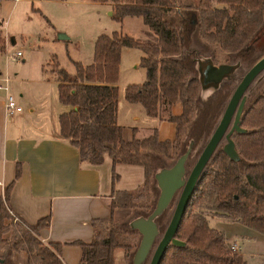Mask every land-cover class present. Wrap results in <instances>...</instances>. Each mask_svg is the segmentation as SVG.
Here are the masks:
<instances>
[{"label": "trees", "instance_id": "obj_1", "mask_svg": "<svg viewBox=\"0 0 264 264\" xmlns=\"http://www.w3.org/2000/svg\"><path fill=\"white\" fill-rule=\"evenodd\" d=\"M109 1L116 9L113 12L116 20L140 19L145 27L144 39H133L119 32L100 34L94 41L90 64L83 66L70 60L73 72L68 73L52 61L47 78L56 82L58 101L70 107L58 115V132L77 150L80 163L100 164L106 154L112 165L111 185L117 179L113 170L115 164L142 167L140 186L135 190L114 191L109 207L110 210L115 207L137 209L139 212L134 218H146L153 211L159 193L154 174L171 166L189 144L184 164L199 139L203 147L233 90L224 93L222 84L231 81L225 79L208 98L199 95L197 58L200 57L195 50L187 49L193 32L243 59L246 57L243 51L252 50L253 42L258 43V38L264 36V0ZM124 47L138 48L142 52L139 65L145 72L142 83L125 86L124 100L141 105L147 116L172 122L174 136L171 140H159L155 129L143 138H135V128H130L129 140L122 139V127L116 121V82L120 51ZM2 50L0 38V53ZM263 55L264 50L251 61L254 63ZM249 89L248 85L242 95L244 102L238 118L242 131L233 130L229 135L237 157L230 158L224 153L222 136L220 141L223 139L224 143L219 148L218 142L200 172L173 235L181 244L168 243L159 264H244L223 232L209 225L202 212L204 208L264 235V85L248 97ZM174 104L180 106L177 115L170 113ZM230 126L231 122L224 134ZM170 156H176L173 163L162 164V160ZM19 174L16 163L13 180ZM12 183L2 190L0 200V264H16L14 253L19 250L26 253V264H63L59 258L61 245L43 244L38 239L39 230L49 224V215L29 226L12 222L6 206ZM147 184L157 187L154 198L147 195ZM173 196L153 218L157 228L153 246L170 218ZM130 221L118 225L111 215L91 219L90 241L73 242L80 250L79 264H114L116 249H122L125 261L131 264L140 233L130 227ZM133 236L136 241L131 243ZM151 250L140 264L148 263Z\"/></svg>", "mask_w": 264, "mask_h": 264}, {"label": "rangeland", "instance_id": "obj_2", "mask_svg": "<svg viewBox=\"0 0 264 264\" xmlns=\"http://www.w3.org/2000/svg\"><path fill=\"white\" fill-rule=\"evenodd\" d=\"M110 3L109 0H0V38L3 43V50L0 53V78L7 76L10 80L15 77L14 81L8 83L9 94L14 100L21 95L24 102L21 104L22 109L30 106L37 121L49 122L53 118L55 122L56 114L62 109L57 98L56 82L50 78L45 81L52 61L58 68L72 73L73 66L70 60L77 61L83 66L92 62L94 41L100 34L110 35L112 32H119L133 39H144L145 27L140 19L126 17L121 21L116 20L113 17L116 9L112 3L110 6ZM262 31L264 33V29ZM193 33L187 49L195 50L197 57H200L197 58V79L200 86L199 95L202 98H208L225 79L231 81L222 84V89L224 93L231 92L241 75L253 63L251 60L264 50V45H261L264 38L262 36L263 38H258V43L257 40L253 42L252 50L243 51L242 54L245 53L246 57L242 59L234 52L222 50L203 40L197 32ZM60 35H65L66 38L61 39ZM260 45L261 51L258 49ZM17 51L21 56L18 59H11L9 56ZM140 56L142 52L138 48H121L116 85L117 99H122V103H125L123 100L125 86L140 84L145 79L144 69L139 65ZM220 64L225 65L226 70L219 69L217 66ZM41 73L44 74V80H41ZM263 85L264 69L249 84L247 96L249 93L259 91ZM129 105L131 104H120V122L125 126L136 127L140 130L139 133L146 135L145 130L155 124L153 119L155 117L145 115L137 104ZM223 143L222 139L218 147L220 148ZM202 144L199 139L194 152L184 164L185 175L194 163ZM175 158L176 156H170L163 159L162 164L169 166ZM146 191L149 198H154L158 193L155 184H147ZM177 196L178 191L170 204V213ZM114 209L117 211L111 216L118 225L127 224L139 212L128 207ZM202 212L210 224L218 218L225 219L205 208ZM9 215L12 222H18L13 214ZM233 239L231 237L229 241ZM135 241L136 238L133 236L131 243ZM14 256L16 264H26L27 255L23 250L15 252ZM124 256L122 249H116L114 264H127Z\"/></svg>", "mask_w": 264, "mask_h": 264}, {"label": "crops", "instance_id": "obj_3", "mask_svg": "<svg viewBox=\"0 0 264 264\" xmlns=\"http://www.w3.org/2000/svg\"><path fill=\"white\" fill-rule=\"evenodd\" d=\"M43 75L39 77L41 80H44ZM7 79V91L0 89V200L2 190L13 181L7 210L27 226L49 215V224L39 230L38 239L45 244H60L59 258L63 264H79L80 250L73 242L90 241L91 219L115 215L117 209L109 207L113 192L134 190L143 180V169L138 165L115 164L113 170L117 179L111 185L112 165L106 154L100 164L80 163L77 150L60 136L58 115L70 107L61 104L55 122L53 118L49 122L37 121L30 106L22 109L24 102L19 95L14 101L21 110L7 115L4 100L9 94L8 83L15 77ZM116 101V121L122 127L123 140L132 137L130 128H135V138L147 136L152 129L156 130L159 140L173 138L174 124L156 117L153 118L155 124L146 128V135L139 133L136 127L125 126L120 122V104H139L125 100L122 103L120 98ZM170 113L179 114L180 106H171ZM16 163L20 174L13 180ZM209 225L222 231L228 243L235 244L244 264H264L263 234L227 219L218 218ZM231 237L233 241H229Z\"/></svg>", "mask_w": 264, "mask_h": 264}, {"label": "water", "instance_id": "obj_4", "mask_svg": "<svg viewBox=\"0 0 264 264\" xmlns=\"http://www.w3.org/2000/svg\"><path fill=\"white\" fill-rule=\"evenodd\" d=\"M59 37L61 39L66 38L65 35H60ZM217 67L219 69L226 70V66L223 64H220ZM263 69L264 55L256 60L242 74L230 93L216 126L200 150L187 175H185L184 162L189 153L190 144L188 145L186 151L180 155L171 166L160 169L154 174L159 193L153 211L146 218L138 217L129 222L130 227L136 229L140 233L139 243L133 253L131 264L142 263L151 249L147 264H159L160 258L168 243L181 244L180 241L174 239L173 235L176 231L194 184L222 136H224L225 139V143L222 146L224 153L230 158L237 157L229 135L233 130L242 131V129L238 126V118L244 102V97L242 95L254 77ZM230 122L231 126L224 134ZM177 191L178 196L170 218L161 236L153 246L157 235V228L153 222V218L166 207L172 196Z\"/></svg>", "mask_w": 264, "mask_h": 264}, {"label": "built area", "instance_id": "obj_5", "mask_svg": "<svg viewBox=\"0 0 264 264\" xmlns=\"http://www.w3.org/2000/svg\"><path fill=\"white\" fill-rule=\"evenodd\" d=\"M20 56H21V53L17 51L11 54L9 57L11 59H18ZM7 82H8V79L6 76L0 78V89L7 91ZM4 110L7 115H11L15 112H19L21 110V107L18 104H16V102L14 101L11 95L7 94L4 100ZM230 245L232 246V248L236 249L234 243H230Z\"/></svg>", "mask_w": 264, "mask_h": 264}]
</instances>
